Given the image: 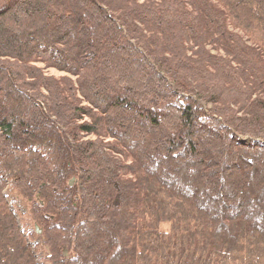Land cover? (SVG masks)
Returning a JSON list of instances; mask_svg holds the SVG:
<instances>
[{
    "label": "trees",
    "instance_id": "trees-1",
    "mask_svg": "<svg viewBox=\"0 0 264 264\" xmlns=\"http://www.w3.org/2000/svg\"><path fill=\"white\" fill-rule=\"evenodd\" d=\"M40 263L264 264V0H0V264Z\"/></svg>",
    "mask_w": 264,
    "mask_h": 264
},
{
    "label": "rangeland",
    "instance_id": "rangeland-1",
    "mask_svg": "<svg viewBox=\"0 0 264 264\" xmlns=\"http://www.w3.org/2000/svg\"><path fill=\"white\" fill-rule=\"evenodd\" d=\"M257 34V33H256ZM244 34V37H249L250 40H255L257 44H262V38L259 36V34ZM35 65L43 70V73L48 76H52L54 78H61V77H67L71 79L72 81L75 80L73 76H71L68 73H64L63 71H59L53 67H47L45 66V63L42 62H36ZM93 138V137H90ZM3 196L5 198V201L14 214L19 226H21V229L26 234L30 232L31 230H34L35 227L39 228L31 219L29 215V204L28 202L22 198L19 193L14 190L10 184L7 185V187L3 191ZM40 229V228H39ZM31 245L35 248L37 239L30 240ZM36 250L38 251L36 254L37 258H41L43 256V249L40 246H36ZM42 264V263H40Z\"/></svg>",
    "mask_w": 264,
    "mask_h": 264
},
{
    "label": "water",
    "instance_id": "water-1",
    "mask_svg": "<svg viewBox=\"0 0 264 264\" xmlns=\"http://www.w3.org/2000/svg\"><path fill=\"white\" fill-rule=\"evenodd\" d=\"M70 184H72V181L70 182ZM35 231L37 234H41V230L39 228L35 227Z\"/></svg>",
    "mask_w": 264,
    "mask_h": 264
}]
</instances>
